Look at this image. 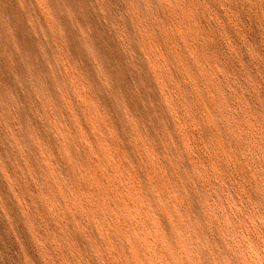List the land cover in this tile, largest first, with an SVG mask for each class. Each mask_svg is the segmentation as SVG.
<instances>
[{
  "label": "rangeland",
  "instance_id": "rangeland-1",
  "mask_svg": "<svg viewBox=\"0 0 264 264\" xmlns=\"http://www.w3.org/2000/svg\"><path fill=\"white\" fill-rule=\"evenodd\" d=\"M0 264H264V0H0Z\"/></svg>",
  "mask_w": 264,
  "mask_h": 264
},
{
  "label": "bare ground",
  "instance_id": "bare-ground-1",
  "mask_svg": "<svg viewBox=\"0 0 264 264\" xmlns=\"http://www.w3.org/2000/svg\"><path fill=\"white\" fill-rule=\"evenodd\" d=\"M17 2V1H16ZM15 5H17V4H15ZM23 7V6H22ZM21 8V7H20ZM23 12V11H22ZM23 16V15H22ZM24 18V17H23Z\"/></svg>",
  "mask_w": 264,
  "mask_h": 264
}]
</instances>
